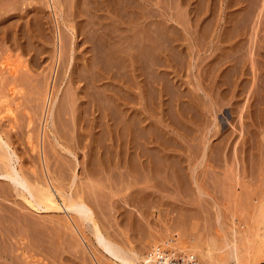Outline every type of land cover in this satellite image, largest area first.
<instances>
[{
	"label": "rangeland",
	"instance_id": "374dc122",
	"mask_svg": "<svg viewBox=\"0 0 264 264\" xmlns=\"http://www.w3.org/2000/svg\"><path fill=\"white\" fill-rule=\"evenodd\" d=\"M0 138V173L58 189L0 177V264H119L69 198L141 257L264 264V0H0Z\"/></svg>",
	"mask_w": 264,
	"mask_h": 264
},
{
	"label": "bare ground",
	"instance_id": "6f19581e",
	"mask_svg": "<svg viewBox=\"0 0 264 264\" xmlns=\"http://www.w3.org/2000/svg\"><path fill=\"white\" fill-rule=\"evenodd\" d=\"M98 3V2H97ZM108 3V2H107ZM92 8V7H91ZM107 8V7H106ZM111 8V7H110ZM113 8V7H112ZM1 10H4V9H1ZM15 10V9H14ZM112 10V9H111ZM8 12V11H7ZM3 14V13H2ZM1 14V15H2ZM6 15V14H5ZM114 21V20H113ZM37 25V24H36ZM109 25V24H108ZM33 30V29H32ZM46 31V30H45ZM100 31V30H99ZM124 31V30H123ZM114 32V31H113ZM122 37V36H121ZM98 40V39H97ZM108 41V40H107ZM138 41V40H137ZM46 42V41H45ZM114 43V42H113ZM28 44H29V42H28ZM102 44V43H101ZM34 45V44H33ZM30 47V46H29ZM131 47V46H130ZM25 50V49H24ZM31 50V49H30ZM107 50V49H106ZM33 51V50H32ZM145 51V50H144ZM128 52V51H127ZM28 53H29V51H28ZM126 53V52H125ZM32 53H30V55H31ZM33 55V54H32ZM129 55V54H128ZM36 57V56H35ZM33 59V58H32ZM156 59V58H155ZM158 60V59H157ZM34 61V60H33ZM108 61V60H107ZM126 62V61H125ZM34 64V63H33ZM141 64V63H140ZM146 64V63H145ZM144 64V65H145ZM32 65V64H31ZM145 68V67H144ZM14 72V71H13ZM16 72V71H15ZM103 72V71H102ZM106 75V74H105ZM15 78V77H14ZM34 79V78H33ZM141 82V81H140ZM110 86H112V85H110ZM106 87V86H105ZM102 88V87H101ZM106 90V89H105ZM108 90H111V89H108ZM103 94V93H102ZM104 95V94H103ZM107 95V94H106ZM121 95V94H120ZM41 96V95H40ZM113 98V97H112ZM112 102V101H111ZM100 103V102H99ZM89 104V103H88ZM96 104V103H95ZM104 104V103H103ZM109 104V103H108ZM111 104V103H110ZM94 106V105H93ZM100 107V106H99ZM101 107H102V105H101ZM100 107V108H101ZM117 107V106H116ZM109 109H107V111H106V108H105V110L104 111H106V112H109L108 111ZM33 111V110H32ZM111 112V111H110ZM103 113V112H102ZM115 113H117L116 111H115ZM106 114H108V113H106ZM113 114V113H112ZM109 115H110V113H109ZM131 117V116H130ZM112 118V117H111ZM123 118V117H122ZM129 118V117H128ZM142 118V117H141ZM30 120V119H29ZM112 120V119H111ZM137 120V119H136ZM109 121V120H108ZM130 121V120H129ZM140 121V120H139ZM126 122V121H125ZM120 123V122H119ZM121 123H123V122H121ZM128 123H130V122H128ZM127 124V123H126ZM135 124V123H134ZM27 125H29V124H27ZM139 125V124H138ZM124 126H125V124H124ZM132 126V125H131ZM140 126V125H139ZM122 127H123V125H122ZM126 127V126H125ZM129 127V126H128ZM105 128V127H104ZM156 128V127H155ZM126 129H127V127H126ZM129 129V128H128ZM124 130V129H123ZM157 130V129H156ZM128 131V130H127ZM126 131V132H127ZM161 131V130H160ZM157 132V131H156ZM162 132V131H161ZM132 133V132H131ZM133 134V133H132ZM144 134V133H143ZM143 134L142 135H138L139 137H141L140 139H142L141 140V143L142 144H145V142H147L148 140L147 139H145V137L143 136ZM155 134V133H154ZM162 134V133H161ZM135 135V134H134ZM137 135V134H136ZM145 135V134H144ZM149 135H151V134H149ZM149 137V136H148ZM147 137V138H148ZM135 138V137H134ZM150 139V138H149ZM0 140H2L1 138H0ZM121 141V140H120ZM153 141V140H152ZM155 141V140H154ZM4 142V141H3ZM139 142V141H138ZM0 143H2V142H0ZM5 143V142H4ZM10 143V142H9ZM141 143H139V144H141ZM151 143V142H150ZM7 144V143H6ZM141 144V145H142ZM157 144V143H156ZM159 144V143H158ZM4 145V144H3ZM114 145V144H113ZM165 145V144H164ZM1 146H2V144H1ZM7 146V145H6ZM8 147H9V145H8ZM138 147V146H137ZM143 147H145L144 145H143ZM172 147V146H171ZM140 148H141V146H140ZM8 150V149H7ZM109 150V149H108ZM147 150V149H146ZM154 150H155V148H154ZM66 151V150H65ZM159 151H161V150H159ZM68 152V151H67ZM141 152V151H140ZM143 152V151H142ZM69 153H70V151H69ZM141 154V153H140ZM148 155H149V153H148ZM137 156H139V159L141 158L140 157V155H137ZM104 157V156H103ZM123 157V156H122ZM131 157V156H130ZM125 158V157H124ZM73 159V158H72ZM138 159V160H139ZM144 159V158H143ZM160 159V158H159ZM107 160V159H106ZM135 160V159H134ZM151 160V159H150ZM156 160V159H155ZM135 161H137V160H135ZM140 161V160H139ZM160 161V160H159ZM124 162V161H123ZM141 162V161H140ZM145 162H147V161H145ZM163 162V161H162ZM138 163V162H137ZM136 163V164H137ZM149 163V162H148ZM98 164V163H97ZM139 164V163H138ZM147 164V163H146ZM122 165V164H121ZM143 165H144V163H143ZM172 165V164H171ZM92 166V165H91ZM141 166V165H140ZM127 167V166H126ZM134 167V166H133ZM143 167V166H142ZM147 167V166H146ZM154 167H156V166H154ZM161 167V166H160ZM159 167V168H160ZM170 167V166H169ZM145 168V167H144ZM152 168V167H151ZM157 168V167H156ZM10 169V168H9ZM90 169V168H89ZM162 169V168H161ZM160 169V170H161ZM91 170V169H90ZM138 170V169H137ZM164 171V170H163ZM177 171H179V170H177ZM14 172V171H13ZM10 172V171H7V172H5V173H0V177L2 178H4V179H8L9 178V181L11 180L12 181V183L17 187V188H21V191L23 192V193H27L28 194V196H29V198H27V197H25V199H26V201L29 203V205H31L33 208H35L36 210H48L49 208H53V206L54 205H57L56 203H55V201H54V197H55V195H54V192L55 191H53V187L52 188H50L49 190H48V192H45L46 190H44V191H42V190H36L38 187H36V189L34 188V186L33 185H31L29 182H27V180H26V178L23 176V174H18V171L16 172ZM90 172V171H89ZM157 172V171H156ZM91 173V172H90ZM175 173V172H174ZM181 173V172H180ZM142 174V173H141ZM90 175V174H89ZM32 179V178H31ZM159 181V180H158ZM179 181V180H178ZM181 181V180H180ZM156 182H157V180H156ZM194 182V181H193ZM36 184V183H35ZM15 187V188H16ZM50 187V186H49ZM155 188V187H154ZM157 188V187H156ZM160 188V187H159ZM159 188H157L158 190H159ZM181 188V187H180ZM56 190V189H55ZM58 190V189H57ZM57 190H56V192H57ZM151 190V189H150ZM198 190V189H197ZM152 191H155V189L154 190H152ZM151 191V192H152ZM185 191V190H184ZM199 191V190H198ZM55 192V193H56ZM141 192V191H140ZM143 192V191H142ZM145 192V191H144ZM155 192H157V191H155ZM200 192V191H199ZM154 193V192H153ZM185 193V192H184ZM155 194H157V193H155ZM68 199V198H67ZM143 206V205H142ZM190 206V205H189ZM64 207H66V208H64V209H66L67 211H69V212H73V213H75L74 215L76 216V214L79 216V219L81 218V220L82 221H84V220H88V221H90V222H92V224L94 225V229H95V231H94V233H95V235H96V242H97V244L100 246L101 245V247H103V252L105 251V253L111 258V259H113L115 262H117V263H119V264H154V263H151L150 262V260L149 259H146L145 258V256L143 255L142 257H141V255L142 254H139V252L136 250V249H132V248H129V247H127V248H125V247H122V246H120V245H118V244H116L114 241H112L111 239H107L103 234H102V232H101V230H100V227L98 228V226H97V223H96V219H95V216H94V214H93V212H92V210H91V208L88 206V204L86 203V201H84V199L83 198H80V199H68V202H67V204H65V206ZM68 214V213H67ZM92 224H91V226H92ZM93 230V229H92ZM94 235V236H95ZM160 246H161V244H159ZM152 246H154V245H152ZM170 248H172L173 250L174 249H176V250H179V251H181V252H183V253H187V255L188 256H194V257H196L199 261H200V259L195 255V254H193V253H190V252H185V251H183V250H181V249H179V248H177V247H170ZM148 249H146L145 251H144V254H145V252L147 251ZM199 250L198 249H196L195 250V252H198ZM233 251V255H232V257L231 258H229V259H227L226 260V262H225V264H241L240 263V257H239V254L237 253V251H234V250H232ZM199 253L202 255V257L204 258V262H205V264H217V261H215L214 260V257L211 255V253H207V252H202V251H199ZM200 263L202 264V262L200 261Z\"/></svg>",
	"mask_w": 264,
	"mask_h": 264
},
{
	"label": "built area",
	"instance_id": "2783aa9c",
	"mask_svg": "<svg viewBox=\"0 0 264 264\" xmlns=\"http://www.w3.org/2000/svg\"><path fill=\"white\" fill-rule=\"evenodd\" d=\"M154 264H201L194 256H188L179 250L172 249L167 245L150 246L144 254Z\"/></svg>",
	"mask_w": 264,
	"mask_h": 264
}]
</instances>
